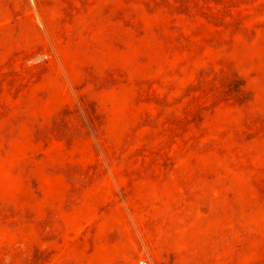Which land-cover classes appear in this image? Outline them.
<instances>
[{
	"label": "rangeland",
	"instance_id": "1",
	"mask_svg": "<svg viewBox=\"0 0 264 264\" xmlns=\"http://www.w3.org/2000/svg\"><path fill=\"white\" fill-rule=\"evenodd\" d=\"M147 219L264 264V0H0V264H170Z\"/></svg>",
	"mask_w": 264,
	"mask_h": 264
},
{
	"label": "crops",
	"instance_id": "2",
	"mask_svg": "<svg viewBox=\"0 0 264 264\" xmlns=\"http://www.w3.org/2000/svg\"><path fill=\"white\" fill-rule=\"evenodd\" d=\"M31 36L26 34L22 38H30ZM9 38H17L10 33ZM21 38H17V42H22ZM147 227L143 228V239L147 241L146 253L152 262H165L170 260V264H173V224L169 231L166 226L157 222V220L147 219ZM130 236V235H128ZM126 258L132 257L130 254H125ZM139 253H136L134 257H138Z\"/></svg>",
	"mask_w": 264,
	"mask_h": 264
}]
</instances>
